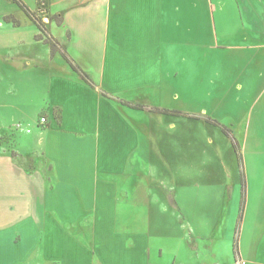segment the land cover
<instances>
[{
	"label": "crops",
	"instance_id": "obj_1",
	"mask_svg": "<svg viewBox=\"0 0 264 264\" xmlns=\"http://www.w3.org/2000/svg\"><path fill=\"white\" fill-rule=\"evenodd\" d=\"M24 1L116 96L152 102L167 84L176 99L264 98V0ZM80 80L86 88L66 78L52 82L41 167L17 160L23 157L17 133H31V120L20 116L10 125L16 156L0 137V264H160L164 256L166 264H197L198 239L194 246L185 237L161 240L146 228L148 207L160 199L152 188L162 187L146 182L139 169L159 148L152 121L162 114L131 121L128 112L143 111L118 105Z\"/></svg>",
	"mask_w": 264,
	"mask_h": 264
},
{
	"label": "rangeland",
	"instance_id": "obj_2",
	"mask_svg": "<svg viewBox=\"0 0 264 264\" xmlns=\"http://www.w3.org/2000/svg\"><path fill=\"white\" fill-rule=\"evenodd\" d=\"M37 16L47 27L49 19H43L44 14ZM40 34L35 23L16 3L0 0V137L11 150L7 138L12 133L11 126L18 123L15 121L23 116L35 124L31 133H17L16 147L23 154L17 159L18 163L27 167L31 164L32 170L37 167L35 163L40 167L44 164L41 158L50 141V132L47 131L51 123L45 107L52 97V82L56 85L58 78L75 82L82 79L61 53L51 57L49 44L37 40ZM6 56L14 61L4 62L2 58L7 59ZM80 67L83 69L82 65ZM83 70L96 85L92 88L87 84L92 92H98L102 97H105L102 92H107L110 98H105L118 105H123L122 99L198 117V121H194L189 117L161 115V119L152 121L155 136L160 138L158 152L152 151L150 158L145 156V166L139 172L145 175L146 182L160 183L164 190L156 186L152 188L160 199L148 207L147 230L161 240L185 242V237L193 246L198 239L201 256L197 264H264V98L255 101L254 94H240L239 99L225 97L216 100L205 95H199L197 101L176 99L168 92L164 81L162 93L158 95L156 92L152 102L132 101L99 86L91 74L85 68ZM53 73H57L55 80L52 79ZM232 83L237 86L235 79ZM80 84L82 88L83 84ZM41 107L44 109L40 112ZM55 113L60 117L58 110ZM140 113L135 117L128 112V117L131 121L145 119L142 114L146 111ZM42 117L47 119L45 124L40 123ZM206 118L228 127L243 155L247 197L245 226L243 236L242 228L238 236L240 255L237 257L233 246L240 214L241 169L232 140L218 126L206 122ZM23 123L27 126L29 122L24 120ZM171 124L175 125L173 131ZM17 149H12L13 156H16ZM132 170L130 172H136L135 167ZM168 188L175 196L165 194ZM181 217L186 219L183 227ZM181 254L189 260L187 251H181ZM168 261L169 257L164 256L160 264Z\"/></svg>",
	"mask_w": 264,
	"mask_h": 264
},
{
	"label": "trees",
	"instance_id": "obj_3",
	"mask_svg": "<svg viewBox=\"0 0 264 264\" xmlns=\"http://www.w3.org/2000/svg\"><path fill=\"white\" fill-rule=\"evenodd\" d=\"M12 1L16 3L18 7L21 10H23L25 14L35 23L38 30L41 32V34L37 36V40L42 41L45 44H49L51 57L53 58L56 56L57 53H61L65 61L71 66L74 72H76L86 84H88L92 88H95L96 85L94 81L90 78V76L83 69H81V67L74 61V59L68 54L67 51H65L64 49H61L62 46H60L61 44L59 40L57 39V37L54 36L47 29L45 24H43V22L40 21L36 13L32 11L30 7L23 0H12ZM51 19L55 20L58 24H61L62 20L57 15L51 17ZM102 93L105 97L110 98L109 93L104 92V91ZM121 104L131 109L146 111L149 113H157V114L168 115V116H173V117H187V118L189 117L190 119H194V120L198 119V117L196 116L190 115L188 113H183L178 110H170L167 108L153 107V106L148 107L143 104H134L131 102H126L122 99H121ZM206 122L211 123L214 126H218L221 129V131L232 140V144H233V147L237 155V159H238V165L241 169L240 173H241L242 179H241V191H240V195H241L240 196V210H239L240 214L236 222L237 224H236V229L234 232L235 242L233 246L235 257H237L238 255H240L238 236L242 228V223H243L244 213H245V206H246V197H247V189H246L247 186H246V181L244 179L245 172H244V164H243L244 163L243 155H242L241 148H240L238 141L232 136V132L228 127H226L225 125L211 118H206Z\"/></svg>",
	"mask_w": 264,
	"mask_h": 264
},
{
	"label": "built area",
	"instance_id": "obj_4",
	"mask_svg": "<svg viewBox=\"0 0 264 264\" xmlns=\"http://www.w3.org/2000/svg\"><path fill=\"white\" fill-rule=\"evenodd\" d=\"M40 123L41 124H45L46 122H47V119L45 118V117H42L41 119H40Z\"/></svg>",
	"mask_w": 264,
	"mask_h": 264
}]
</instances>
